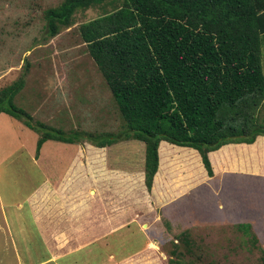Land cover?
I'll list each match as a JSON object with an SVG mask.
<instances>
[{
	"label": "trees",
	"instance_id": "trees-1",
	"mask_svg": "<svg viewBox=\"0 0 264 264\" xmlns=\"http://www.w3.org/2000/svg\"><path fill=\"white\" fill-rule=\"evenodd\" d=\"M115 1L64 0L48 9V32L55 36L70 26L77 8ZM79 31L125 126L118 133L85 136L34 123L15 101L25 86L24 72L0 90V113L38 133L37 154L48 140L86 139L99 147L140 140L151 189L162 141L197 149L213 175L210 151L228 143H253L264 135L258 115L264 104V0H121L113 10L83 22ZM237 227L252 231L248 223ZM182 240L190 243L186 235ZM168 261L180 264L170 255Z\"/></svg>",
	"mask_w": 264,
	"mask_h": 264
},
{
	"label": "rangeland",
	"instance_id": "rangeland-1",
	"mask_svg": "<svg viewBox=\"0 0 264 264\" xmlns=\"http://www.w3.org/2000/svg\"><path fill=\"white\" fill-rule=\"evenodd\" d=\"M63 1L2 0L0 90L26 72L25 86L17 94L15 101L33 116L34 123L43 122L49 127L63 129L66 133L83 132L85 136L86 133H118L124 128L125 120L79 29L83 22L113 10L121 0L115 1L114 4L106 2L89 8H77L72 17V24L61 28L57 35L50 36L47 11L58 7ZM258 115L264 123V104ZM38 136L35 130L21 120L6 112L0 114V193L4 200L17 203L16 208L11 207L14 213H22L15 215L16 226L28 228L26 233L19 236L27 237L30 242L27 250V257L30 258L40 254L37 249L40 244L36 231L37 223L29 203L25 200L42 177L40 168L43 159L36 160V155L39 156L36 150ZM83 142V145L91 143L86 139ZM107 146L110 147L109 153L113 162L124 161L125 155L135 156L141 150L146 154L145 144L136 139H124ZM61 147V143L51 140L45 148L43 147V155L53 158L59 154V157L63 158L67 154ZM132 148L137 149V152ZM172 152L178 155L179 151L172 148ZM247 194L250 196V201L247 202L250 205L247 210L248 214H251L249 220L256 223L259 239L254 235L253 228L252 231H244L237 225H217L216 216L213 217L214 221L209 223L214 225L198 224L192 232L183 233L181 230L184 225L178 224L177 221L163 222L162 219H153L150 220L152 231L158 240H161V244L165 242L162 247L169 253L170 259L177 260L180 264H264V220L261 219L264 212V191L257 189L256 193L252 191ZM258 201L261 208L252 209ZM210 202L212 206L217 207L215 198L211 197ZM207 213L208 211L203 217L204 223L209 221L208 217H205ZM184 235L190 239V243H183ZM109 241L113 243L103 245L107 250L96 252V260L91 257V260H95L94 264L108 262L109 253L117 259L119 252L140 248L145 242V237L137 232L136 224H133L125 234L108 237L100 242V245ZM130 243L133 246H130ZM6 244L7 250L3 252L13 258V247L9 242ZM173 249L174 255L171 254ZM20 252L23 253V250ZM81 255L76 254L59 264H71L81 258ZM169 255L162 256L166 264Z\"/></svg>",
	"mask_w": 264,
	"mask_h": 264
},
{
	"label": "crops",
	"instance_id": "crops-1",
	"mask_svg": "<svg viewBox=\"0 0 264 264\" xmlns=\"http://www.w3.org/2000/svg\"><path fill=\"white\" fill-rule=\"evenodd\" d=\"M58 142L67 155L44 156L42 147L36 155V160L43 159L42 177L25 197L37 223L40 254L27 257L30 242L19 235L28 228L16 226L15 215L22 213H14L11 207L16 208L17 203L4 200L0 193V264H59L80 253L81 258L71 264H94L96 252L107 250L104 246L113 243L100 242L125 234L133 224L144 235V244L119 252L117 259L109 253L108 262L103 264H166L162 256L169 254L162 247L165 242L161 244L152 231L153 219L177 221L184 225L183 233L192 232L198 224L208 226L216 216L217 225L248 223L258 235L256 223L249 220L247 193L264 191V135L253 143H228L210 151L213 175H209L197 149L162 141L151 189L145 181L143 150L113 162L109 146ZM172 148L179 151L178 155ZM211 197L218 202L216 208L211 205ZM260 208V201L252 206ZM206 211L209 221L204 223ZM7 242L13 247V258L3 252Z\"/></svg>",
	"mask_w": 264,
	"mask_h": 264
}]
</instances>
